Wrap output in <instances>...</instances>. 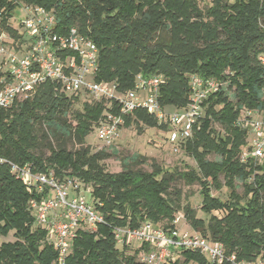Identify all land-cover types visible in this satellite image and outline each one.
<instances>
[{
  "label": "trees",
  "instance_id": "16d2710c",
  "mask_svg": "<svg viewBox=\"0 0 264 264\" xmlns=\"http://www.w3.org/2000/svg\"><path fill=\"white\" fill-rule=\"evenodd\" d=\"M21 4L53 9L58 33L74 26L91 38L98 48L95 80L114 82L118 92L131 89L137 74L160 75L159 102L171 110L186 105L191 75L222 83L203 101L193 135L181 145L197 168L181 175L200 185V209L209 219L196 217L187 203L182 210L193 230L222 243L228 255L246 261L264 258V159L248 154L241 158L249 132L236 124L248 109L264 118V71L258 60L264 52V0H212L204 10L197 0H0V26L15 39L22 35L17 36L8 21ZM76 94L44 81L25 98L0 107V156L33 172L77 180L104 222L95 229L78 227L68 255L59 263L49 229L36 223L30 207L31 200L39 201L45 193L29 189L8 164L0 163V264H144L137 259L141 248L119 247L113 228H135L144 221L173 226L180 203L177 192L173 197L169 191L172 174L154 162L149 171H105L101 161L116 150H92L84 144L85 136L107 112L118 113L117 102L84 101L80 110L71 111ZM131 123L139 131L141 124L167 129L166 122L143 108L124 115V124ZM67 139L78 147L67 149ZM42 145L48 154L38 152ZM209 154L219 158L209 160ZM126 160L146 162L141 155ZM220 174L229 190L226 199L211 194V187L221 188ZM236 179L242 183V195L235 191ZM9 234L13 240L1 241ZM190 262L213 264L189 250L163 264Z\"/></svg>",
  "mask_w": 264,
  "mask_h": 264
},
{
  "label": "built area",
  "instance_id": "2783aa9c",
  "mask_svg": "<svg viewBox=\"0 0 264 264\" xmlns=\"http://www.w3.org/2000/svg\"><path fill=\"white\" fill-rule=\"evenodd\" d=\"M19 7L23 11V18L18 22L16 16L11 17L8 26L22 38L15 39L0 26L1 108L25 98L44 81L54 82L67 93L84 90L95 100H116L118 113L107 112L95 127L97 138L104 145L114 142L124 123V115L143 108L159 122L167 123L171 150L178 153L182 143L192 137L193 126L202 117L203 101L222 85L214 79L191 75L186 105L171 110L165 109L159 102L160 75L145 77L137 74L131 89L118 92L114 82L95 80L98 48L91 38L74 26L64 33L56 32L53 9L32 4H21ZM258 60L264 71V52L258 56ZM262 91L264 95V84ZM236 124L252 134L248 155L258 160L264 159V118L261 114L248 109ZM246 155L244 152L241 158L244 159ZM0 163L8 164L10 171L29 189L45 193L41 200H31L30 207L36 223L49 229L59 263H63L68 255L78 227L95 229L104 222L102 213L81 194L82 188L77 180H59L52 173L33 172L28 165H19L1 156ZM179 219L180 216H175L171 227L155 225L150 221H144L135 228L114 227L116 244L123 247L138 242L141 249L137 259L144 264L173 261L182 250L199 252L213 264H264V258L246 261L234 254L228 255L222 243L210 240L193 229L180 231L177 228Z\"/></svg>",
  "mask_w": 264,
  "mask_h": 264
},
{
  "label": "rangeland",
  "instance_id": "374dc122",
  "mask_svg": "<svg viewBox=\"0 0 264 264\" xmlns=\"http://www.w3.org/2000/svg\"><path fill=\"white\" fill-rule=\"evenodd\" d=\"M211 2L212 0H197L198 6L203 10L210 6ZM15 16V19L18 22L23 18V11L20 9V7H18ZM227 93L229 96H231V91L229 92L228 90ZM94 100L95 99L90 94L82 90L80 94L77 95V101L73 104L71 111L80 110L84 101ZM99 101H102V103L105 105H107L108 102L110 103V100L106 98H101L99 99ZM213 127L220 134H223L224 131L219 124L214 123ZM140 129L141 130L139 131L138 127L134 123H131L129 126H126L123 123L118 131V135L114 139L113 144H111L110 146H104V144L98 140L96 128L94 127L85 136L84 144L90 146L92 150H98L101 148H105L107 151H111L112 149L116 150L115 155H112L101 161L105 171L107 172H119L124 167L132 169L139 168L149 171L152 169L151 163L154 162L161 167L164 173L172 174V181L170 183L169 191L171 192V195L173 197L174 193L176 192L179 195L180 209L176 212L175 215L180 216V219L177 222V228H179L180 231L192 229L186 221L182 210V206L186 203L195 210L196 217L202 218L207 221L209 219V215L200 209V185L197 182H187L181 175V173L189 170L190 168L197 169L196 163L194 162L192 157L187 155L184 150L179 151L178 153L172 152L171 144L168 141L167 129L158 128L156 126H145L142 124ZM248 135V144L247 146L243 147V152L250 154L248 146L250 145L252 134L249 133ZM50 142L53 146L56 145L53 139H50ZM65 147L69 150H73L78 147V144L74 141V139H67L65 141ZM38 152L43 155L48 154L47 148L43 145L40 146ZM133 155H141L145 157L146 162L139 165L129 163L126 158H129ZM207 158L209 160H217L219 156L216 154H209ZM219 182L221 184V188L219 190H216L215 188L211 187V194L221 199H226L228 197L229 190L223 185L224 178L222 174L219 175ZM235 191L239 195L243 194V186L241 181L238 179L235 180ZM81 194L87 200H90V193L87 190L82 189ZM13 239V236L9 234L5 238H1V241H11ZM139 245L140 244L138 242H134L130 246L132 248H138ZM188 264L194 263L190 262Z\"/></svg>",
  "mask_w": 264,
  "mask_h": 264
}]
</instances>
